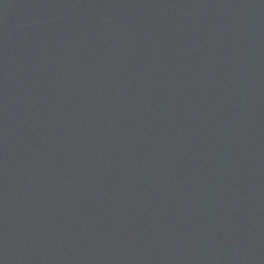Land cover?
<instances>
[{"label": "water", "instance_id": "water-1", "mask_svg": "<svg viewBox=\"0 0 264 264\" xmlns=\"http://www.w3.org/2000/svg\"><path fill=\"white\" fill-rule=\"evenodd\" d=\"M0 264H264V0H0Z\"/></svg>", "mask_w": 264, "mask_h": 264}]
</instances>
